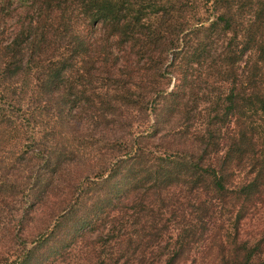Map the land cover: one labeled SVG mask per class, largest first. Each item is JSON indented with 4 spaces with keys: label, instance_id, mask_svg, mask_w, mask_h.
I'll use <instances>...</instances> for the list:
<instances>
[{
    "label": "trees",
    "instance_id": "16d2710c",
    "mask_svg": "<svg viewBox=\"0 0 264 264\" xmlns=\"http://www.w3.org/2000/svg\"><path fill=\"white\" fill-rule=\"evenodd\" d=\"M260 211L264 0H0V264H264Z\"/></svg>",
    "mask_w": 264,
    "mask_h": 264
},
{
    "label": "rangeland",
    "instance_id": "374dc122",
    "mask_svg": "<svg viewBox=\"0 0 264 264\" xmlns=\"http://www.w3.org/2000/svg\"><path fill=\"white\" fill-rule=\"evenodd\" d=\"M264 214L263 212H256L245 220L241 226L242 234L246 237L259 238L264 236Z\"/></svg>",
    "mask_w": 264,
    "mask_h": 264
}]
</instances>
